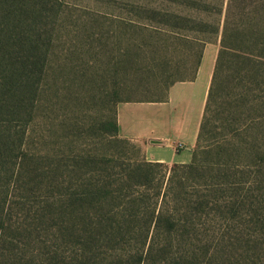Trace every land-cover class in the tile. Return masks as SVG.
Instances as JSON below:
<instances>
[{
	"label": "rangeland",
	"instance_id": "1",
	"mask_svg": "<svg viewBox=\"0 0 264 264\" xmlns=\"http://www.w3.org/2000/svg\"><path fill=\"white\" fill-rule=\"evenodd\" d=\"M26 1L31 8L21 32L30 65L17 83L22 92L11 125L19 164L13 178L0 175V189H9L2 219L10 227L0 237V262L63 264L78 250L79 229L66 225L61 197L85 183L119 180L123 156L146 160L139 144L112 137L119 103L165 102L173 82H210L219 43L205 47L195 73L184 72L178 37L184 32L173 26L184 25L176 15L202 18L195 7L222 0ZM13 52L21 56L19 45ZM260 82L247 123L264 157V76ZM258 159L264 178V158ZM250 179L252 198L224 188L223 198L236 197L234 207L222 204L197 226V239L207 245L197 240L193 249L211 248L213 264L251 258L264 264V179L258 188Z\"/></svg>",
	"mask_w": 264,
	"mask_h": 264
},
{
	"label": "trees",
	"instance_id": "2",
	"mask_svg": "<svg viewBox=\"0 0 264 264\" xmlns=\"http://www.w3.org/2000/svg\"><path fill=\"white\" fill-rule=\"evenodd\" d=\"M30 8L26 0H0V175L11 173L12 178L20 159L11 132L22 92L17 83L30 65L21 30ZM195 9L202 18L176 15L184 25L173 26L184 32L178 36L181 69L195 73L208 44L218 42L219 52L192 161L169 170L162 163L123 156L119 180L85 183L69 198L62 196L66 225L71 232L79 229L78 250L63 264H213L211 248L193 249L197 240L207 245L197 239L199 222L222 204L234 207L236 197L223 198L224 188L243 190L248 200L250 178L257 188L263 181L257 160L264 157L250 142L247 122L264 76V0H222ZM18 45L20 57L13 52ZM112 137L119 138L117 120ZM8 194L9 189H0V237L10 229L2 219ZM251 264L257 259L251 258Z\"/></svg>",
	"mask_w": 264,
	"mask_h": 264
},
{
	"label": "crops",
	"instance_id": "3",
	"mask_svg": "<svg viewBox=\"0 0 264 264\" xmlns=\"http://www.w3.org/2000/svg\"><path fill=\"white\" fill-rule=\"evenodd\" d=\"M210 82L196 78L177 83L171 86L165 102L119 103V138L139 144L148 162L189 164L197 145Z\"/></svg>",
	"mask_w": 264,
	"mask_h": 264
}]
</instances>
